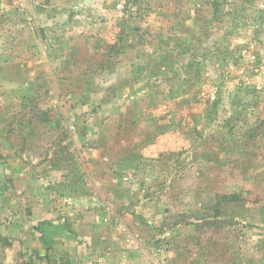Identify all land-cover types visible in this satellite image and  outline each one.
Listing matches in <instances>:
<instances>
[{
	"label": "rangeland",
	"instance_id": "374dc122",
	"mask_svg": "<svg viewBox=\"0 0 264 264\" xmlns=\"http://www.w3.org/2000/svg\"><path fill=\"white\" fill-rule=\"evenodd\" d=\"M0 264H264V0H0Z\"/></svg>",
	"mask_w": 264,
	"mask_h": 264
}]
</instances>
